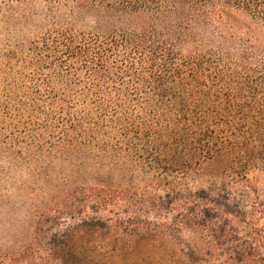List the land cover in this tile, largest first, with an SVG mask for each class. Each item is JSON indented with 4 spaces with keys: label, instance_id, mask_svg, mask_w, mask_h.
<instances>
[{
    "label": "trees",
    "instance_id": "16d2710c",
    "mask_svg": "<svg viewBox=\"0 0 264 264\" xmlns=\"http://www.w3.org/2000/svg\"><path fill=\"white\" fill-rule=\"evenodd\" d=\"M4 191L19 264H264V0H0Z\"/></svg>",
    "mask_w": 264,
    "mask_h": 264
},
{
    "label": "rangeland",
    "instance_id": "374dc122",
    "mask_svg": "<svg viewBox=\"0 0 264 264\" xmlns=\"http://www.w3.org/2000/svg\"><path fill=\"white\" fill-rule=\"evenodd\" d=\"M226 170L227 164L224 160L216 157L202 164L197 173L191 174L186 182L191 184L211 178L218 179ZM252 176L257 181L261 180L260 172H255ZM20 180L21 178L17 179L18 182ZM34 200L33 196L25 194L0 192V264H19L20 257L17 253L23 242L28 240L26 236L33 215L26 203ZM25 258V264H34L29 251L26 252Z\"/></svg>",
    "mask_w": 264,
    "mask_h": 264
}]
</instances>
